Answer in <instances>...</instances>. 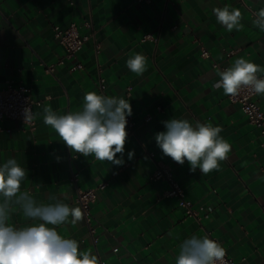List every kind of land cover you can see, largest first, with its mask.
Listing matches in <instances>:
<instances>
[{
	"label": "crops",
	"instance_id": "crops-1",
	"mask_svg": "<svg viewBox=\"0 0 264 264\" xmlns=\"http://www.w3.org/2000/svg\"><path fill=\"white\" fill-rule=\"evenodd\" d=\"M225 6L241 11L239 30L230 32L217 22L213 9ZM261 8L264 0H0V88L11 80L38 102L32 106L33 128L0 121V165L15 158L26 168L21 190L38 203L58 200L78 207V189L107 183L91 204L95 241L84 219L73 224L69 217L57 226L61 236L77 240L80 251L96 255L99 264H175L180 244L206 232L234 261L264 264V138L216 86L220 67L238 58L264 68V32L253 25ZM87 21L90 28L84 26ZM71 22L81 34L93 35L75 57L48 73L45 64L64 54L53 27ZM145 35L152 39L142 41ZM137 53L146 58L142 75L126 65ZM76 63L82 68L70 70ZM89 91L122 97L132 107L133 133L121 166L72 152L43 122L46 107L60 115L81 110ZM256 100L264 104V96ZM173 118L223 129L220 135L231 151L218 170L191 172L187 160L180 165L162 153L154 137ZM157 161L168 167L185 199L204 207L199 223L184 215L176 198L163 196L164 181L149 179ZM9 222L16 227L38 223L18 209Z\"/></svg>",
	"mask_w": 264,
	"mask_h": 264
},
{
	"label": "clouds",
	"instance_id": "clouds-1",
	"mask_svg": "<svg viewBox=\"0 0 264 264\" xmlns=\"http://www.w3.org/2000/svg\"><path fill=\"white\" fill-rule=\"evenodd\" d=\"M213 13L217 22L228 31L241 28L239 9L216 7ZM253 25L264 32V8L256 12ZM126 65L131 72L142 75L146 71V58L137 53L127 60ZM258 72H264V68L238 58L219 72L216 86L222 88L225 95L236 96L248 88L264 96V78L258 77ZM131 115L132 107L124 98L89 91L83 97L81 110L60 115L46 107L43 122L72 152L121 166L128 136L127 117ZM23 117L25 123L35 119L31 108L23 110ZM163 123L166 130L154 137L157 146L165 156L180 165L187 160L191 172L199 169L207 175L218 170L220 163L228 158L231 145L220 135L221 127L199 121L193 125L187 119L175 118ZM133 156L134 152L128 153L129 159ZM26 175L27 169L21 167L15 158L0 165V264H99L96 255L80 251L77 240L65 238L57 231V226L68 222L69 217L73 224L81 221V209L58 200L49 204L38 203L29 191L21 190ZM14 209L38 223L14 226L9 222ZM225 255V249L216 240L207 235L202 238L193 235L180 244L175 264H224Z\"/></svg>",
	"mask_w": 264,
	"mask_h": 264
},
{
	"label": "built area",
	"instance_id": "built-area-1",
	"mask_svg": "<svg viewBox=\"0 0 264 264\" xmlns=\"http://www.w3.org/2000/svg\"><path fill=\"white\" fill-rule=\"evenodd\" d=\"M149 2L150 0H145ZM71 3V2H70ZM254 14V13H253ZM84 26L87 28L91 27L89 21L84 22ZM92 32L87 34H81L79 32L78 26L71 22L66 27L54 26L52 30L53 38L63 47L64 54L58 58L56 61L45 64V70L48 73H52L56 67L64 64L65 60L75 57L77 52L82 48L84 43H86L92 36ZM152 39L150 35H145L142 41ZM95 52H98V47L95 46ZM201 56L207 57V52L202 49ZM216 66V65H214ZM82 68L81 63H76L70 68V70ZM227 67H220V71L225 70ZM258 77L264 78V75L257 74ZM104 78L98 76L97 87L100 93H103L105 89ZM256 95L250 89H242L238 95L230 96L227 95V99L231 104H236L247 121L254 125L261 137L264 138V104H259L256 100ZM38 103L31 98L27 90L21 86H16L11 80L5 81V86L0 88V121L4 119L17 120L20 121L30 128L34 127L35 121L25 123L23 117V110L25 108H31L34 104ZM145 120H149V116L145 117ZM134 122L130 116L127 117L126 131L129 134L133 133ZM2 131V130H1ZM151 158L154 157L153 153H150ZM151 181H164L167 185L163 192L164 197H174L176 198L177 205L183 210L186 217L194 219L196 222H200L202 214L204 213V207L199 205L194 207L190 201L185 199L182 187L174 179L170 170L161 161L155 163V169L149 176ZM75 177H72V181H75ZM107 183H100L94 187H89L86 189H78L75 195V202L83 213V219L87 225V231L93 241H95V228L92 224L91 215V204L96 198V190H102L106 187ZM206 235L210 239L216 240L206 232ZM217 241V240H216ZM218 242V241H217ZM116 251V249H113ZM224 264H242L241 261H234L232 258L225 255Z\"/></svg>",
	"mask_w": 264,
	"mask_h": 264
}]
</instances>
